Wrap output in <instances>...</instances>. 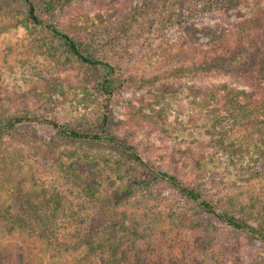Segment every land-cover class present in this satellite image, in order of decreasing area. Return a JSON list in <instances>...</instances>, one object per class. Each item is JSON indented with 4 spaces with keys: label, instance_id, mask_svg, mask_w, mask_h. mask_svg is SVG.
Masks as SVG:
<instances>
[{
    "label": "rangeland",
    "instance_id": "rangeland-1",
    "mask_svg": "<svg viewBox=\"0 0 264 264\" xmlns=\"http://www.w3.org/2000/svg\"><path fill=\"white\" fill-rule=\"evenodd\" d=\"M40 1L54 3V22L113 71L82 63L29 23L23 0H0V125L28 116L79 133L105 129L219 210L264 226L263 124L251 126L250 118L197 93L224 84L261 92L259 67L192 70L211 57L240 62L252 48L260 53L264 0ZM210 32L229 41L214 43ZM145 178L108 142L73 139L44 123L2 133L0 213L48 205L29 220L36 231L9 232L0 220V264H111L115 226L116 236H145L136 243L143 264H264L263 246L168 186L139 183Z\"/></svg>",
    "mask_w": 264,
    "mask_h": 264
},
{
    "label": "trees",
    "instance_id": "trees-1",
    "mask_svg": "<svg viewBox=\"0 0 264 264\" xmlns=\"http://www.w3.org/2000/svg\"><path fill=\"white\" fill-rule=\"evenodd\" d=\"M23 1L26 6L25 19L29 23L36 27L45 29L54 37L61 40L64 43V46L68 48L69 52L82 63L89 64L91 66H102L113 71V67L109 64L103 62L102 60H99L98 58H94L88 54L83 53L81 44L75 41V39L71 35H69L67 32H64L61 27L54 22V15L56 10L53 7L54 3H52L50 6L49 4H45L40 0ZM230 2L231 0H227L228 4ZM210 5L211 4H209V7ZM227 38L228 37L219 39L215 33L211 34L210 32V39H212L211 41H214V43L218 40H220V42L226 43L225 40ZM227 41H229V39H227ZM258 53L259 52H257L256 49L252 48L250 52L242 54V56L240 57V62H236L237 57H233L232 55H228L226 58L220 59L211 57L208 60L203 61V64L200 66V68H193L192 70H197L205 73L212 68L224 72L235 73V71H242L249 73L250 67L254 66L259 67V75L264 79V48L260 51L259 54ZM184 72H187L189 74L192 73L191 69H188ZM109 85V81L107 80V78H105L103 88L106 89L107 87H109ZM197 93L202 99H205L207 101L216 100L220 103L223 102L222 106L225 108L228 114L235 115L236 112L237 114L244 115V117L247 119L250 118L249 124L251 126H258V124L260 123V125L263 124L264 127V89L261 92H247L224 84L212 88L208 87L204 89H198ZM240 100L243 103H240ZM105 106L107 107L108 104H106ZM28 123L47 124L54 130H56L59 134L73 139L81 141H104L115 145L116 148L120 149L122 153L127 155V158L131 163H134L137 167H139L142 172H144L146 177H148L139 183L152 184L158 182L168 186L173 192L185 198V200L198 204L206 213L211 214L217 220L226 224L228 227L236 229L237 231L247 235L251 240L264 247V226L262 224L253 226L246 220L236 219L229 216L227 212L219 210L199 191L185 184L178 175L163 170L151 160L144 158L135 146L111 133H108L105 129H103L100 133H79L54 120L22 116L5 120L4 123L0 125V136L6 131L15 130ZM211 135L214 134L211 133ZM219 143L223 145L225 142L223 140L221 142H217V144ZM126 190L129 194L133 193L132 188L129 185ZM85 194L90 199L95 197L96 188L94 184H90L87 186ZM42 205L46 206L48 204L42 203L41 205H38L34 204L33 202H28L29 210H27L24 215L0 213V220L5 223L6 227L10 225V228H5V230H8L9 232L14 231L15 229L24 230L27 232H31L33 230L36 231L35 229H33L34 225L29 220H38L36 218V215L38 214V209ZM116 227L117 226L114 227L112 234L110 232L113 243L111 244V247L109 246L107 252V256L108 258H110L109 260L111 261V264H124L126 262H129L131 259L132 262H130L129 264H143L145 258L142 256L140 249L136 246V243L138 242L139 245L141 241H144L145 236L141 233H138L136 230H134L137 234L136 238H130L126 234H124L123 236H116ZM119 227L122 226L120 225ZM124 227L122 229H124ZM126 230L127 229H124V231ZM38 233V238H41L43 240L48 239V237H45L44 234ZM135 233L132 234L135 235ZM85 244L87 247H89L90 241L86 242ZM100 247H103V241L100 242ZM131 250L132 254L129 253V251ZM101 262L102 264L104 263V258L101 259Z\"/></svg>",
    "mask_w": 264,
    "mask_h": 264
}]
</instances>
